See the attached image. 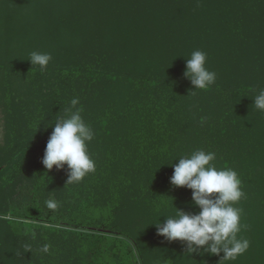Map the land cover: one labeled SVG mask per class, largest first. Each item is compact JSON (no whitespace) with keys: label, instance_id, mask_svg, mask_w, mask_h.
<instances>
[{"label":"trees","instance_id":"trees-1","mask_svg":"<svg viewBox=\"0 0 264 264\" xmlns=\"http://www.w3.org/2000/svg\"><path fill=\"white\" fill-rule=\"evenodd\" d=\"M0 6V17L6 15L12 19L17 16L16 20L13 18L8 22L7 28L8 33L23 48L20 54L12 51L11 54L18 55L17 62L6 61L1 70L12 72L18 69L22 59L19 55L24 54V57L29 58L33 51L50 53L52 58L44 70L28 62L24 63L22 70L37 80L34 85L38 84L39 94H44L42 91H46L47 85L65 90L63 108H69L71 100L78 99L77 107L82 109L81 115L85 122L93 123L94 119L97 120L96 112H104L105 115H100L92 126L98 136L104 132L102 127L105 125L135 126L127 139L120 137L119 132L112 135L111 139L117 138L112 144L114 148L108 151L106 164L114 170L130 168V171L136 170L138 174L153 175L88 176L90 184L94 180L97 187L122 191L124 185L132 192L128 194L134 199L139 196L141 188L146 189L139 206L118 204L110 209L107 218L101 216L94 223H87L86 218H78L77 214L65 222L58 215H71V209L63 208L60 213L57 208L49 209L44 198L39 205L46 212L42 213L38 204H35L32 222L3 220L10 225L16 223L26 228L25 236L38 242V250L27 252V264H138V261L148 264L141 242H147L148 237L153 240L157 229L154 224L160 222V217L173 215L171 211L159 217L158 210L173 204L179 207L181 203L185 204L183 211L196 212L198 209L191 203L192 190L173 187L170 183V174L174 172V164L170 165L172 156L163 154L165 151L161 150L163 157L167 158L164 163L146 159L151 151L154 159L161 156L159 149L164 148L163 142L167 138L171 139L167 134L175 121V117L169 115L173 109V112H181L186 129L192 124L188 117L196 111H204L205 118H210L202 126L204 130H209V133H205V141H198L203 136L201 128L187 133L188 142L184 144L183 156H189L196 150L214 152L216 159L212 163L218 169L234 170L241 166V173L244 174L239 178L245 195L234 207L242 210L239 238L247 240L249 247L234 259L221 260L223 253L215 255L216 263L264 264V220L261 214L264 209V111L257 110L251 98L264 89V0H0ZM203 20L216 30L205 31ZM159 24L162 25L161 31ZM167 27H170V34L166 31ZM182 28L185 29V38H177L176 46L167 47L165 43H169L171 37H177ZM30 41H38L39 44L27 45ZM197 46L207 53V68L217 74L215 84L208 90L194 91L190 80L184 75L186 58L198 50ZM10 61L14 64L11 69L6 67ZM159 66H171L166 75H172L175 81L179 80L176 83L177 100L172 96L165 99L162 92L160 97L149 92L151 96H147L148 99L142 98L138 102L136 107L140 111L137 113L129 112L130 104L125 113H120L119 108L111 104V100L120 95L111 94L105 82L130 81L131 84L133 78L144 76L139 74L144 68L145 76L136 82L146 89L154 88V77L165 74L160 72ZM108 69L116 70L119 76L106 73ZM101 83L103 87L96 92L97 85ZM8 89L6 80L0 79L1 102L4 91L9 97ZM55 89L50 90L53 92L51 94H57ZM10 92L14 93V90L11 88ZM101 93L107 99L97 98V94L100 96ZM198 96L205 100V107L196 99ZM9 99V103H13V110L18 109L19 104L14 98L10 96ZM122 100L127 103L129 97ZM51 101L55 108L35 121L34 126L37 127L29 131L31 136L28 139L35 143L49 140L55 126L54 113L57 115L59 109L56 106L59 102L55 98H51ZM115 108V112L111 113L110 110ZM11 116H14L13 112ZM110 116L113 121L109 122ZM215 125L220 127L218 132ZM100 126L101 130L98 129ZM21 130L10 123L6 131V144L4 147L0 145L2 180L7 184H11L22 173L19 167L26 155L22 145L30 143L23 137ZM110 130L116 134L118 129ZM135 132L136 137L133 139ZM104 133L111 134L108 129ZM231 139H238L242 144L240 153L234 158L229 150L224 151L220 147L223 145L225 148ZM141 140L146 144L140 145ZM223 141L227 142L221 143ZM128 142H133L135 150L128 152L123 149L119 155V149L126 147ZM157 144L160 146L156 147ZM177 149L182 151L181 146ZM113 150H116L115 156H110ZM255 163L261 165L259 175L246 176L248 173L244 172L245 168L253 165L254 169ZM157 182H161L159 188L154 186ZM165 192L171 196L162 203ZM126 201H129L127 196ZM76 210L79 213L85 211L79 207ZM132 214L144 219L142 232L133 231L132 220L129 223L122 220L125 219L124 215L131 217ZM163 243L158 244L159 249L161 245L163 250L167 249L164 254L161 252L162 255L166 254L163 259L173 258L179 264H185L183 255H189L182 242L165 239ZM45 245L48 246L47 252L42 250Z\"/></svg>","mask_w":264,"mask_h":264},{"label":"rangeland","instance_id":"rangeland-1","mask_svg":"<svg viewBox=\"0 0 264 264\" xmlns=\"http://www.w3.org/2000/svg\"><path fill=\"white\" fill-rule=\"evenodd\" d=\"M3 5L4 4H2V6ZM2 6H0V8ZM224 10L226 11V9ZM5 16L6 15L0 17V19H2V21L0 20V79L6 80L9 87V89L7 90L10 93L9 97L11 96V99L14 98V100L19 104V108L13 110V103L12 104L9 103L10 99L7 95L8 93L4 91V99H6L7 101L3 99V102H1V96H0V145L1 147H4L6 144V131H7V126H9L10 123L13 126L19 127L20 130L22 129L21 131L23 132V137L30 143L22 145L26 155L23 164H21V166L19 167L22 168V173L20 174V176H18V178L15 181H13L11 184H7L5 181H3L2 180L3 167H0V264H27V252L28 250L29 252L31 250H38L40 247L38 242L35 241L34 239H31L30 237L25 236V234L27 233L26 228H23L22 226L16 223L10 225L4 222L3 220H14L19 222H29V223L32 222L31 217L35 216V210H34L36 207L35 204H38V208L40 209L39 204H41L44 198L45 201L52 200L58 204L57 212H59L63 208H65L66 210L71 209L72 211L71 215L67 214L64 215V217H61L60 215L57 214L59 218L62 219L63 221L66 222L67 220L70 219V216H75L77 214L78 218H86L87 223L90 222L94 223V220L99 219V217L101 216L103 218H107L106 216H108L110 209H112L114 206L118 204L120 205L124 203L127 206H131V207L139 206L141 203L142 194L144 190L146 191V189L143 190L141 188V191L139 192V196L134 199L131 195L132 192L128 191L126 186L123 185L122 191L117 190L116 188L115 190H113L111 187L108 188H103L102 186L97 187L94 185V180H92V184H90L88 176H153V175L138 174V171L134 170L132 172L130 171V168H123V169L121 168L114 170L113 168L109 167L106 164L109 155L108 151L114 148L112 144L117 138L115 137L111 139L112 135H117V133L119 132L120 137L123 136L124 138L127 139L129 138V136H131L132 134L131 129L134 128L135 126L127 127L126 125H120L117 127H114L112 125L103 126L102 129L105 130L108 129L111 132L110 135H106L104 133L105 132L104 130V132L100 136H98V134L94 131V138L92 139L91 142L88 143V151L92 159L95 161L96 168L94 172L89 173L80 182H73L67 184L68 181L67 165H65L64 169H57L54 167L50 171L45 168V166L42 163V159L44 157L48 140H46L45 142L35 143L33 142L32 139H28V137L31 136L29 131L37 127V125L34 126L35 121L42 119V117H44L48 111L51 113L50 109L55 108V106H53L51 98L53 100L55 98L57 100V103L59 102L56 106L59 109L58 112H56L57 115L54 113L55 120L56 118L65 115L64 109H67V107L63 108V102H62V97L63 96L66 97V94H64L65 90L61 89L58 86L47 85L45 87L46 91L44 90L42 91L44 94H39L37 88L38 84L34 85V83H37L36 82L37 80L33 79L31 74L22 72V70H24V63L25 62L31 63L30 61H27L29 58L24 57L25 56L24 54L19 55L22 56V59L20 60L21 64L18 69H15L12 72H6L4 70H1V66L6 61L12 60L16 63L18 59L17 54H20V50L23 49L22 47H20V45H18L17 43L18 41L11 36V33L10 32L8 33L9 29L7 28L8 22L11 21L13 18L14 20H16L17 16L14 15L15 17H12V19H9V17H5ZM202 24L205 31L216 30L213 26H211V24L205 23L204 20ZM158 26H160L159 31H161L162 25L159 24ZM166 31L170 34V27H167ZM183 37L185 38L184 28L178 31L177 37L174 38L171 37L169 43L166 42L165 45H167V47L176 46L175 45L176 39L178 38L180 40ZM186 40L187 39H185V47H186ZM29 44L38 46L39 42L30 41L27 45ZM194 47L196 46L194 45ZM197 49L201 50V48H199L198 46ZM12 51L16 52L17 54H11ZM12 61L8 62L6 67H10V69L11 67L13 68L14 64ZM170 69L171 66L168 68L159 66L160 72L161 73L164 72L165 74L154 77V81L156 82L155 86H153L154 88L146 89L141 84L136 82L137 79H141L145 76L146 70H144V68L139 71V74L144 76L141 77L138 76L133 78L135 82L132 81L131 84H129L130 81L122 82V83L116 80L112 81L111 83L105 82V84L109 86V90L111 91V94L113 92V93H117L116 95H120L112 99L111 104L117 106L119 108L120 113H125L128 110V106L130 104L129 112L137 113L140 111L136 107L138 102H140L142 98H147V96H151L149 92H154L156 97H160L162 92L164 93L163 95H165L164 96L165 99H169V97L171 98L172 96L174 100H177L176 98L179 97H176L178 94L176 83L179 82V80L175 81L172 75H166L167 73H169ZM106 73L119 76L116 70L108 69ZM126 73L127 72L122 73L121 75H124ZM248 82L249 84H251L250 80ZM97 86L98 88L96 89V92L99 91L98 90L99 88L103 87L102 83L100 85L98 84ZM11 88L14 90V93L10 92ZM54 88H56L55 89L57 93L56 95L51 94L53 92L50 91V90H54ZM98 94H97V98L102 97V99H107L105 98V94L101 93L100 96ZM47 96H50L51 98ZM46 97L47 99L45 100ZM125 97H129V101L127 103L122 100L125 99ZM90 98H93V96H91ZM196 99L202 103L201 106L204 107L206 106L205 100L201 99L199 96ZM158 100L159 99H156V101ZM131 103H136V105H132ZM133 106H135L136 108ZM103 109L105 108L103 107ZM115 110L116 108L110 110V112L113 113L115 112ZM173 110L170 111L169 115H173L175 117V121H173V124L170 125L171 126L169 131L170 133L167 134L171 139L170 140H167L168 138L165 139V141L163 142L164 148L159 149V152L160 154H162L161 150L165 151L163 154H167L168 156H172L173 158L170 163L177 164L179 160L175 161V159L183 156L185 151L184 144L188 142L186 140L187 133L192 129L195 130V128H201L200 131L203 132V136L198 141H202V142L205 141L204 139V137L206 138L205 133L206 134L209 133V130L208 128L204 130V127L202 128V126H205L207 120L210 118H205L204 116L205 114L203 113L204 111L200 113H198L199 111H196V113H192L188 117V119H190L189 121H192V124L188 125V128L186 129L185 128L186 125H184L182 121L183 116L181 115V112H179V110L177 112H173ZM12 112L14 113V116H11ZM96 113L98 114L96 117L97 120L94 119L93 123H95V121L96 122L98 121L100 115L101 117L105 115L104 112L102 114V111H97ZM110 121H113L112 116H110L109 118V122ZM86 123L90 125L92 128L93 126L92 122H86ZM215 126L218 132L220 130V127H218L217 125ZM100 128L101 126L98 129ZM113 128L118 129L116 131V134L112 133L114 131L110 130ZM95 129L96 128H94V130ZM136 133L137 132H135V135L132 136L133 139L136 137ZM137 138H141V136H137ZM237 140L231 139L229 143H227L225 148L222 147L223 145L222 146L220 145L221 149H223L224 151L229 150L233 158L234 156H236L237 153H240V150L242 148L241 141H237ZM150 142L151 141H149L148 143ZM226 142L227 141H223L221 143H226ZM32 143L36 144L37 146L34 145L32 146L31 145ZM145 144L146 143L142 142L141 140L140 145H145ZM155 144L153 145L155 146ZM136 146L141 147L139 145ZM159 146H160L159 144L156 145V147ZM179 146H181L182 151L177 149ZM123 149L127 150L128 152H133L135 150V145H133V142L132 143L128 142L126 147H122L119 149L118 152L119 155L121 154ZM115 153L116 150H113L110 156H113ZM163 154L154 159L153 151H151V154L147 155L146 159H153L154 162H158L159 164H162L167 159L166 157H163ZM125 159L126 158L124 157L123 161H125ZM254 161L256 162V160ZM104 166H107V168L104 169ZM231 169L233 170V168ZM261 169H262L261 165L255 163L254 169H253V165H250L249 168L247 167L245 168L244 172L248 173L246 176H258L259 175L258 172H260ZM234 170L238 173V176H244V174L241 173L242 172L241 166L234 168ZM172 175L173 174H170V176ZM65 176H67V178ZM154 176H158V175H154ZM160 183L161 182H157L156 184H154V186L159 188L161 186ZM82 187L83 189L80 190V188ZM167 194L168 193L165 192V196L164 195L162 196V199H164L162 203H164L167 200V198L171 196V194L168 195ZM126 196L127 199L129 198V201H126ZM101 203L104 206H102ZM180 205L181 206L176 207V205L173 204L169 207L166 206L168 208L159 209L158 210L159 217L164 216L165 213L166 214H168L169 212L171 213V211L172 214L175 215V210L177 211L178 209L179 210L185 209V204L181 203ZM78 207L81 208L82 210L85 209V211L83 213L77 212L76 208ZM40 210L42 213L45 214L46 209L41 208ZM196 212H198V209ZM261 214L264 220V209ZM124 218L125 219L122 220H125V223H129L132 220L133 231L138 232L141 230V228H143V225L141 224L143 223L144 219H141L138 215L132 214L131 217L124 215ZM166 219L167 218L160 217L161 223L166 221ZM156 230L154 231L153 240H151L150 237H148L147 242L144 243L141 242L142 252L146 254L148 264L149 263L179 264L177 259H173V258L171 260L163 259V257H166V254L165 255L162 254H164L165 251L167 250L166 248L163 250L164 248L163 241H165V239H163L160 235H158ZM158 244H163L161 245L160 249L158 248ZM135 252L136 254H138L137 250H135ZM185 252H187L186 247H185ZM188 255L189 256H185V254L183 255L185 264H219L216 263L215 261L217 258V256L215 255H211V256L210 254L201 255L200 253H194L192 255L188 253ZM138 264H141V262L138 261Z\"/></svg>","mask_w":264,"mask_h":264},{"label":"clouds","instance_id":"clouds-1","mask_svg":"<svg viewBox=\"0 0 264 264\" xmlns=\"http://www.w3.org/2000/svg\"><path fill=\"white\" fill-rule=\"evenodd\" d=\"M51 58L50 53L33 51L27 61L44 70ZM206 65L207 53L201 50L193 51L186 58L184 75L194 91L208 90L216 82L217 74ZM251 98L255 108L264 111V89ZM78 103V99H72L70 107L64 109L65 115L56 118L42 159L49 171L54 167L64 169L67 165V184L80 182L96 168L88 151L94 131L83 119ZM178 159L179 162L173 165L170 183L173 187L192 190L191 203L199 212L178 209L175 216H166V221L154 224L157 234L169 242H182L190 255L207 253L219 256L223 253L221 260H228L244 253L249 242L239 238L242 210L234 207L245 195L238 173L232 169H218L212 163L216 159L214 152L196 150ZM46 205L49 209L58 207L52 200L46 201ZM42 250L47 252L48 246Z\"/></svg>","mask_w":264,"mask_h":264}]
</instances>
